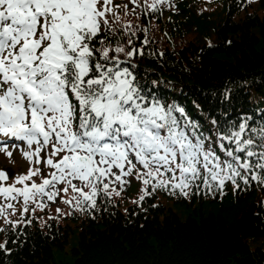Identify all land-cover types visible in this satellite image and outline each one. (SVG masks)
<instances>
[{"label": "snow or ice", "instance_id": "1", "mask_svg": "<svg viewBox=\"0 0 264 264\" xmlns=\"http://www.w3.org/2000/svg\"><path fill=\"white\" fill-rule=\"evenodd\" d=\"M167 2L144 0V10L159 11ZM117 7L127 6L113 0H0V152L11 159V144L30 165L12 184L0 170V218L6 223H17L7 220L16 210L13 201L27 213L30 204L43 208L45 198L69 189L73 198L66 203L95 208L101 192L116 191L111 183L123 188L129 182L123 177L133 174L145 186L141 200L151 194L148 186L184 196L193 186H264V121L213 120L212 140L184 107L149 97L117 55L131 57L137 50L105 43L119 23ZM41 164L52 171L43 175Z\"/></svg>", "mask_w": 264, "mask_h": 264}, {"label": "trees", "instance_id": "2", "mask_svg": "<svg viewBox=\"0 0 264 264\" xmlns=\"http://www.w3.org/2000/svg\"><path fill=\"white\" fill-rule=\"evenodd\" d=\"M223 4L215 22L197 15L183 22L212 30V44L163 53L145 47L139 65L129 66L147 95L184 107L212 140L213 120L264 121V0ZM105 43L118 45L113 38ZM193 199L157 205L148 197L127 213L86 216L76 224L79 237L70 252L75 230L69 225L53 223L47 234L19 227L8 252L0 249V264H264V186L251 181L222 201Z\"/></svg>", "mask_w": 264, "mask_h": 264}, {"label": "rangeland", "instance_id": "3", "mask_svg": "<svg viewBox=\"0 0 264 264\" xmlns=\"http://www.w3.org/2000/svg\"><path fill=\"white\" fill-rule=\"evenodd\" d=\"M113 4L126 5L127 7H117L115 9L120 20L119 23L113 24L114 31L109 34L111 36L118 35V45L123 47L125 52L135 48L137 50L136 53L143 52L144 47L149 44H154L160 53H163L167 49L178 51L192 42L212 44L215 41L212 30L209 32L205 29V26L200 24L186 26L185 24L183 25V22L187 21L192 15L204 17L210 22H215L218 15L224 10L223 0H168L167 3L159 5L160 10L156 12L150 9L145 11L144 0H137V4H133L132 0H113ZM242 14V11L235 13L234 18L239 19ZM109 19H112L111 14H109ZM118 45L115 44L113 48ZM118 55L125 56L124 53H119ZM135 56L136 54L131 57L134 58L135 62L139 61L140 59H135ZM0 156L1 166L12 167L14 170L27 166L18 154H15L11 159L7 158L4 153H1ZM50 172L51 169L45 175H48ZM17 174H23V170H17L15 175ZM33 179L37 183L41 182L36 177ZM73 183L77 184L76 181H73ZM20 186L17 185V187ZM77 186L79 185L77 184ZM68 194L73 197L71 189H69ZM141 195H143V185L142 183H137L131 188L127 197L119 200L121 195H117L116 193L114 197L119 200V208L125 212L130 206L138 205L141 202ZM43 203L45 204L43 208L30 204V210L24 213L22 211V202H16V220H20L22 225L36 220L42 228L51 220L58 226L69 225L73 227L75 233L71 236V244L67 246V251L70 252L73 247L72 244L78 240L79 229L76 228V222L69 217L68 204L64 202L63 204L60 203L56 197L51 201L45 198ZM164 203L169 204L170 202L165 201Z\"/></svg>", "mask_w": 264, "mask_h": 264}]
</instances>
